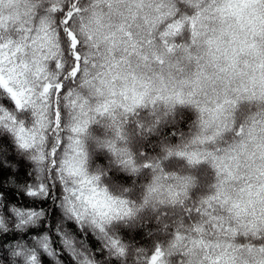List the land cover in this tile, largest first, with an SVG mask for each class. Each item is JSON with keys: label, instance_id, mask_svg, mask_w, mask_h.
<instances>
[{"label": "snow or ice", "instance_id": "obj_1", "mask_svg": "<svg viewBox=\"0 0 264 264\" xmlns=\"http://www.w3.org/2000/svg\"><path fill=\"white\" fill-rule=\"evenodd\" d=\"M0 264H264V0H0Z\"/></svg>", "mask_w": 264, "mask_h": 264}]
</instances>
